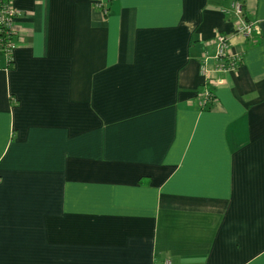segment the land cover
<instances>
[{
  "label": "crops",
  "instance_id": "obj_1",
  "mask_svg": "<svg viewBox=\"0 0 264 264\" xmlns=\"http://www.w3.org/2000/svg\"><path fill=\"white\" fill-rule=\"evenodd\" d=\"M12 7L0 264H264V0Z\"/></svg>",
  "mask_w": 264,
  "mask_h": 264
},
{
  "label": "built area",
  "instance_id": "obj_2",
  "mask_svg": "<svg viewBox=\"0 0 264 264\" xmlns=\"http://www.w3.org/2000/svg\"><path fill=\"white\" fill-rule=\"evenodd\" d=\"M95 9L106 14L107 5L110 0H92ZM233 15L237 19L235 25V33L243 36H251L257 31V23L251 22L245 19L242 5L239 2H234L231 5ZM228 13V11H223ZM16 17V11L12 7V0H0V49L10 57V52L13 48L12 37V23ZM214 60L216 61L215 72L225 73L233 71L238 65V57L229 54L228 51V39L223 35H217L214 42ZM206 60V59H205ZM205 60H203L202 75L205 81H209L210 73L206 67ZM216 83L220 84L221 80H215ZM211 98V93L206 91L201 95L200 106L204 107L207 101Z\"/></svg>",
  "mask_w": 264,
  "mask_h": 264
}]
</instances>
